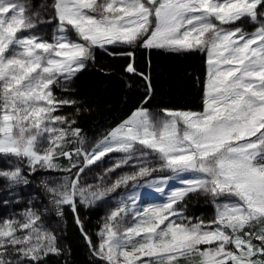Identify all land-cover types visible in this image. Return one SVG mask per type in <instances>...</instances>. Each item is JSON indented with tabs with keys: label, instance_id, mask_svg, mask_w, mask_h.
Listing matches in <instances>:
<instances>
[{
	"label": "snow or ice",
	"instance_id": "snow-or-ice-1",
	"mask_svg": "<svg viewBox=\"0 0 264 264\" xmlns=\"http://www.w3.org/2000/svg\"><path fill=\"white\" fill-rule=\"evenodd\" d=\"M48 16L38 19L24 0H0V157L10 164L0 180L8 190L27 187L29 176L66 173L53 185L42 181L44 189L58 217L73 213L100 264H264V0H52ZM40 24L54 25L50 38ZM110 47L126 49L120 55L132 60L124 71L147 82L142 105L152 89L134 66L135 48L204 53L203 111L153 114L140 106L86 150L76 120L59 114L76 101L55 89L67 91L95 50ZM110 153L123 155L108 172L138 170L110 187L81 186L85 170ZM156 171L171 176L152 177ZM142 177L152 179L140 185ZM172 179L181 186L162 203L140 211L122 200L92 243L81 206L94 207L129 182L162 193ZM190 194L215 205L213 219L187 215L181 204ZM141 198L139 191L127 196L133 204ZM61 254L37 210L0 222V264H46Z\"/></svg>",
	"mask_w": 264,
	"mask_h": 264
},
{
	"label": "trees",
	"instance_id": "trees-1",
	"mask_svg": "<svg viewBox=\"0 0 264 264\" xmlns=\"http://www.w3.org/2000/svg\"><path fill=\"white\" fill-rule=\"evenodd\" d=\"M42 1L31 0V4L37 6ZM245 27L251 28L250 25ZM124 51L126 49L121 47H110L107 52L96 49L94 61H89L88 67L71 81L67 91L63 87L55 89V95L60 99L76 101L75 107L66 106L59 114L75 119V126L81 130V137L85 140L105 136L140 106L154 111L165 108L183 111L202 109L207 70L204 53L135 48L134 66L138 73L150 78L152 89L147 104L142 105L148 95V85L140 75L124 71L132 60L120 55ZM76 108L80 111L77 112ZM60 162L68 165L67 160ZM9 166V161L0 157V169ZM38 176H29L31 183L27 186L36 196L24 200L21 198L23 186L10 192L7 183L0 180V222L9 218L22 219V213L30 207L40 213L45 228L55 230L62 248V254L50 255L46 264H100L74 222L73 213L66 208L64 217L60 218L53 212L42 182L36 181ZM181 206L188 216H200L204 221L210 220L215 212L214 204L202 195L190 194ZM79 216L84 230L95 244L103 219L101 209L81 206Z\"/></svg>",
	"mask_w": 264,
	"mask_h": 264
},
{
	"label": "rangeland",
	"instance_id": "rangeland-1",
	"mask_svg": "<svg viewBox=\"0 0 264 264\" xmlns=\"http://www.w3.org/2000/svg\"><path fill=\"white\" fill-rule=\"evenodd\" d=\"M24 2L29 5L30 12L34 16L38 14V19L47 20L50 18L48 16V12L50 11V5H51L52 0H49V1L43 0L37 6H32L31 0H24ZM39 28L41 29V34L44 35L46 38H50L52 32L54 31V25L49 26L47 24H40ZM245 30L250 32L253 30V28H252V26H251V28L245 27ZM73 38H74V36H73ZM206 72H207V70H206ZM149 111L152 112L153 114H159L161 112V111H154V110H149ZM201 111H203V107L200 111H194V112H201ZM128 118H126V119H128ZM120 124H118L116 127H118ZM104 137H101V138H93L92 137V138H88L86 140L82 137L84 140L83 146L86 150L91 151L92 148L98 142H100ZM77 146H79V145H77ZM122 155L123 154H121V153H110L106 157H104L102 161H100L97 164L86 169L80 178L81 186L99 185L102 188L110 187L119 177H121L125 174H131L132 172L137 171L138 169L132 165H126V166L117 168V169H115V171H112V172L107 171L109 168H112L115 165V163L121 158ZM148 163L151 167H157L156 161L149 160ZM60 164H61V162H60ZM61 166L64 168L69 167V165H62V164H61ZM66 175H67L66 173L52 172L50 174L39 175L38 179H36V181L37 182L47 181V183L49 185H53L55 183L62 181ZM168 176H171V173L168 171H156L152 174V177H168ZM152 177H142L139 179L138 183L140 185H144L145 180H151ZM180 186L181 185L179 184L178 181H176L174 179L169 180L167 182V184L163 185L164 192L161 193V192H156L154 189L150 190L146 187H141L139 189H133L132 182H129V184L127 186L121 185L119 188L116 189L115 192L109 193L104 198L103 201L98 202L94 206V207L101 209L102 214H103V219H102L101 224H100V229L104 225L105 218L110 214V212L112 210H114L116 207H118L120 205V202L122 200H124L127 203V206L129 207V209H137V210L142 211L144 207L151 206L153 203L164 202L167 199V195L170 193V191L172 189L179 188ZM30 189H31L30 186L24 187V189H22L21 198H23V200L36 196V193H33ZM134 191H139L141 193V196H142L140 201L136 204H133L131 201L127 200V196ZM12 192H14V191H12ZM44 193H46V191ZM47 198H48L47 202L50 203L49 202L50 196L48 195ZM181 207H183V206H181ZM214 208H215V205H214ZM53 212L56 213L54 207H53ZM14 216H16V214ZM214 216H215V212H214L213 216L211 217V219H213ZM131 219H132V216L127 215L125 217V221H124L125 224L130 222ZM198 219H200V216L198 217ZM100 229H99V231H100ZM99 231H98V233H99ZM99 242H100V238L98 236L97 242L95 244H99ZM180 259H181V264H197V262L195 260H190V259H186V258H180Z\"/></svg>",
	"mask_w": 264,
	"mask_h": 264
},
{
	"label": "crops",
	"instance_id": "crops-1",
	"mask_svg": "<svg viewBox=\"0 0 264 264\" xmlns=\"http://www.w3.org/2000/svg\"><path fill=\"white\" fill-rule=\"evenodd\" d=\"M106 135H107V134H106ZM106 135H105V136H106ZM103 137H104V136H103Z\"/></svg>",
	"mask_w": 264,
	"mask_h": 264
}]
</instances>
